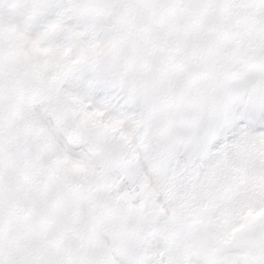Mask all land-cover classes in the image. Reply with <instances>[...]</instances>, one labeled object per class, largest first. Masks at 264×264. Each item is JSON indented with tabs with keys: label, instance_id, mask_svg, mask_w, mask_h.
<instances>
[{
	"label": "snow or ice",
	"instance_id": "6c2138e0",
	"mask_svg": "<svg viewBox=\"0 0 264 264\" xmlns=\"http://www.w3.org/2000/svg\"><path fill=\"white\" fill-rule=\"evenodd\" d=\"M0 264H264V0H0Z\"/></svg>",
	"mask_w": 264,
	"mask_h": 264
}]
</instances>
